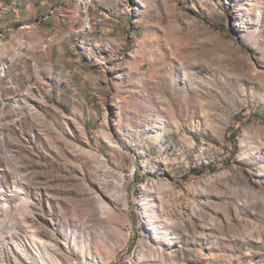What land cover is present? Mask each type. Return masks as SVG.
Listing matches in <instances>:
<instances>
[{"label": "rangeland", "instance_id": "rangeland-1", "mask_svg": "<svg viewBox=\"0 0 264 264\" xmlns=\"http://www.w3.org/2000/svg\"><path fill=\"white\" fill-rule=\"evenodd\" d=\"M118 177L99 229L83 199ZM17 194L91 231L80 264H157L153 238L175 264H264V0H0V218Z\"/></svg>", "mask_w": 264, "mask_h": 264}, {"label": "bare ground", "instance_id": "bare-ground-1", "mask_svg": "<svg viewBox=\"0 0 264 264\" xmlns=\"http://www.w3.org/2000/svg\"><path fill=\"white\" fill-rule=\"evenodd\" d=\"M122 183L123 178L118 177L116 180L115 189H117V194L115 197L110 195L107 183L102 182L101 188L93 192L96 198L94 199L95 203L91 196L83 199L86 206L84 211L87 221L94 222L95 226L99 229H104L107 214L114 210V206L123 203V209L126 211V205L120 195ZM15 196L16 194L13 196L6 195L3 198V202H14L16 200ZM18 196H22L21 199L25 200V206L21 209L11 210L9 212L10 216L7 219L0 218V237L2 230H5V228L7 229L5 233H9L8 240L3 237L2 241H0V264H80L79 257L85 262L90 263L93 257L101 253L97 248L92 250L89 247L92 240L89 229L77 231L76 229H71L68 223L66 225L60 223L59 228H56L52 214L44 216L43 213L37 216L34 212L36 202L30 200L29 195L20 194ZM98 210H100V215L97 214ZM144 213L146 223L154 225L155 222L152 221L147 212ZM62 219L67 222L64 217ZM129 231V229L122 231V235L117 238L120 244H125L128 241ZM76 236H79L80 244L75 239ZM157 241V238H153V242L151 244L148 242L147 246H149H145V250H153L154 253L152 251L144 253L142 256L146 257L144 260L157 261V264H175L169 259L170 257L161 251V247H155ZM76 243L80 245V252L76 251ZM116 250V246L111 245L107 247L105 259H111Z\"/></svg>", "mask_w": 264, "mask_h": 264}, {"label": "built area", "instance_id": "built-area-1", "mask_svg": "<svg viewBox=\"0 0 264 264\" xmlns=\"http://www.w3.org/2000/svg\"><path fill=\"white\" fill-rule=\"evenodd\" d=\"M77 2H78L79 4H83V5H85V0H77ZM84 8H85V12H84V19H83V22H84V25H85V26H89V17L87 16L86 6H85Z\"/></svg>", "mask_w": 264, "mask_h": 264}]
</instances>
